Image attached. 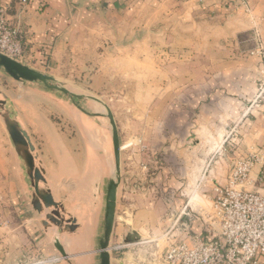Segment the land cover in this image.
<instances>
[{
    "label": "crops",
    "instance_id": "crops-1",
    "mask_svg": "<svg viewBox=\"0 0 264 264\" xmlns=\"http://www.w3.org/2000/svg\"><path fill=\"white\" fill-rule=\"evenodd\" d=\"M243 1L35 0L21 11L12 0H0L19 25L21 63L34 70L64 79L94 71L89 79L95 89L114 83L119 63L118 69L131 62L159 73L143 91L120 88L112 107L121 118L122 146L111 240L119 245L135 231L141 241L111 250V264H150L155 255L145 244L173 227L202 234L204 224L182 208V171L170 164L187 167L200 151V145L189 146L191 134L209 137L203 157L209 158V182L218 186L226 185L234 161L264 147V104H249L263 64L248 54L254 29L264 47V0ZM5 84L0 93L6 108L27 133L42 173L38 188L58 205L63 228L46 219L52 208L35 209L32 183L0 122V264H92L93 257L98 263L106 187L114 175L102 117L73 115L36 84L13 80L16 91ZM34 96L48 99L59 113ZM220 137L214 151L210 144ZM246 188L264 194V184ZM55 237L68 262L56 252Z\"/></svg>",
    "mask_w": 264,
    "mask_h": 264
},
{
    "label": "built area",
    "instance_id": "built-area-1",
    "mask_svg": "<svg viewBox=\"0 0 264 264\" xmlns=\"http://www.w3.org/2000/svg\"><path fill=\"white\" fill-rule=\"evenodd\" d=\"M12 1L24 11L35 0ZM9 9V4L0 6V53L22 62L24 42L18 23L10 20ZM254 38L255 47L248 54L260 58L263 66L255 80L251 107L264 104V47L257 29ZM142 169L147 170L145 165ZM262 184L264 147L234 161L226 185L213 186L211 213L206 215L202 234L185 227L180 230L184 237L177 241L174 234L169 236L174 227L170 228L162 236L169 245L150 264H264V194L246 188ZM123 248L125 244H119L112 250Z\"/></svg>",
    "mask_w": 264,
    "mask_h": 264
},
{
    "label": "rangeland",
    "instance_id": "rangeland-1",
    "mask_svg": "<svg viewBox=\"0 0 264 264\" xmlns=\"http://www.w3.org/2000/svg\"><path fill=\"white\" fill-rule=\"evenodd\" d=\"M236 1V0H235ZM239 1V0H237ZM118 63H115V66ZM120 64V63H119ZM119 64L116 66V70L113 72L114 73V77L113 81L114 83H112V85H108V86H104L102 88H94V86L92 85L89 77L91 78L95 73L94 71H91L90 73H86V78L82 77L79 78V72H73L70 73L71 74V78L69 79H64L61 76L55 75L54 80L56 81V85H61L64 86L68 91H70L71 93H74L76 95H80L82 96L79 99H76L75 102L87 113L93 114V115H102V128H103V139L104 141H107V144L110 147L111 150V157H112V161H113V152H112V142H111V127L109 124V120L106 117V109L104 106H107L108 108H110V111L113 115V110L112 107L113 105H116V101L117 97H118V93L120 94L119 90H121L120 88H126V90H132L135 89L137 87L138 88H142V91L144 89L149 88V86L153 85L154 83L158 82L159 80V73L158 72H150L148 70H145V67L141 66V65H134L131 62H127L125 65H123V70L122 69H118L120 66ZM32 68V67H30ZM121 68V67H120ZM118 69V70H117ZM39 71V70H38ZM121 71V72H120ZM45 75L51 76L52 73H50L48 70H43V71H39ZM3 75V76H2ZM1 77L3 78V80H0V89L4 90V88L2 87L1 83L4 81L6 90L8 91H16L17 88L16 87H12L13 80L11 78H9L8 76H6L3 72H0V79ZM52 77V76H51ZM29 85V84H28ZM38 87H40L41 89H44V87L41 84H36ZM125 86V87H124ZM137 90L135 89L134 91L137 92ZM44 91H46V93H48L49 95H53L54 97H56V99H59L64 107H67L71 113L73 115H85L79 111L76 110V108L73 106L72 102L68 99V97H65L61 94H55L52 92H49L47 90L44 89ZM125 93V92H123ZM135 94V92H134ZM33 100H35L36 102H39L40 105H43L45 107H50L49 109L51 110H59V108H57L56 106L54 107V105L52 106V103L48 102V99L44 98V97H32ZM54 109H53V108ZM13 108V107H12ZM67 111V110H66ZM57 112V111H56ZM59 113V112H57ZM67 113V112H66ZM52 115H57V114H53ZM114 120L116 122L117 128L118 125L121 121L120 115H113ZM99 121V120H98ZM0 122H2L1 118H0ZM119 132V130H118ZM229 132V131H228ZM227 136V135H226ZM209 137L205 136V135H200L198 134L197 136H195V134H191L190 138L188 139V141H190L189 145L191 148L196 147V145H200L202 147H198L199 148V152H194L192 153V159L189 162V165L185 167V164H181V163H177L174 161H171L170 164L171 166L176 169L177 171L181 172L182 171V175L181 177L183 178L184 183V191L183 194L184 196L182 197L183 199V203H182V208L186 209V213H189V217L190 218H194V219H198L199 222L204 223V220H207L206 215L208 213H211V207H212V200H213V184L211 182H209L207 175L210 171V168L208 170V159L205 160V158L203 157V155H205L206 152V147H207V140ZM119 139H120V147L121 145V138L119 135ZM200 142V143H199ZM221 144V137L218 138L216 141H214V143H211L210 146L211 147H215V149L217 150V148L220 146ZM121 156V153H120ZM200 159V162H198V160ZM192 160H196L197 162H194ZM191 200V203L193 204V208L190 209L187 207L189 201ZM169 230V229H168ZM166 230V231H168ZM191 230V229H190ZM166 231L161 232L159 235H157L156 237H151L150 240L152 242L145 244V246H147L146 248H148V250L146 248V251H148V253H152V255H159L161 254L164 249L166 248V246H168V241L166 240V238H162V236L164 234H166ZM175 235V239H177V241L181 240L183 236V232L181 231H176V229H173L170 233L169 236L171 235ZM111 246H114L115 241L111 240ZM123 242L121 241L122 245ZM124 245V244H123ZM130 249H126L124 250L126 253L129 251ZM150 253V254H151ZM145 255V254H144ZM87 257V256H86ZM131 255L128 254V259L131 260ZM85 259H89V257L85 258ZM93 263L92 264H98L95 261L97 260L96 257L92 258Z\"/></svg>",
    "mask_w": 264,
    "mask_h": 264
},
{
    "label": "water",
    "instance_id": "water-1",
    "mask_svg": "<svg viewBox=\"0 0 264 264\" xmlns=\"http://www.w3.org/2000/svg\"><path fill=\"white\" fill-rule=\"evenodd\" d=\"M0 72H3L6 76L17 82H26L32 84H41L45 90L61 94L72 102L73 106L77 111L89 116H99L102 115H93L84 111L76 102V99L81 98L82 96L76 95L68 91L64 86L56 85V81L53 77L45 75L37 70H34L28 67L25 64H22L19 61H16L12 58H9L0 53ZM106 109V117L109 120L111 127V142H112V152H113V163H114V175L109 180L106 187L105 194V207H104V223H103V235L98 242V246L95 249V252L98 256V264H111V237L114 229V220L116 212V200H117V191L120 184V167H121V156H120V139L119 132L114 120V117L110 111V108L104 106ZM0 118L4 125V128L11 140V143L17 153V155L22 160L26 174L30 179L32 186L35 191V202L34 207L37 211H41V204L47 208H52L53 211L46 216V219L57 226L61 232L63 228V221L58 212V205L53 201L50 193L39 189V182H44L41 171L36 167L34 158L32 156L33 147L30 143L27 133L20 128L16 120L11 116L8 109L6 108V103L2 98L0 93ZM68 231H74L73 226L67 228ZM141 241V236L135 231L126 232L123 237V244L128 245L132 243H137ZM53 246L60 256L61 259H65L68 262L67 255L61 246L58 237H55L53 240ZM69 264V263H68Z\"/></svg>",
    "mask_w": 264,
    "mask_h": 264
},
{
    "label": "bare ground",
    "instance_id": "bare-ground-1",
    "mask_svg": "<svg viewBox=\"0 0 264 264\" xmlns=\"http://www.w3.org/2000/svg\"><path fill=\"white\" fill-rule=\"evenodd\" d=\"M187 207L188 208H190V209H192L193 208V204L191 203V200L189 201V203H188V205H187ZM82 233V232H81ZM88 235V234H87ZM85 235H83V237H84ZM82 238V237H81ZM68 246V245H67ZM82 246V245H81ZM84 246V245H83ZM71 247V246H70ZM72 247H75V246H72ZM76 248H77V246H76ZM81 248V247H80ZM73 249V248H72ZM79 259V258H78ZM80 260H83L82 258L80 259ZM79 261V260H78ZM86 261V260H85ZM82 262V261H81ZM80 262V263H81ZM83 262H84V260H83ZM79 263V262H78ZM81 264H84V263H81Z\"/></svg>",
    "mask_w": 264,
    "mask_h": 264
}]
</instances>
